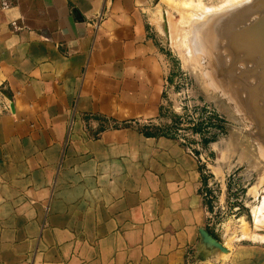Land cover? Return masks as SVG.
<instances>
[{"label":"crops","instance_id":"obj_1","mask_svg":"<svg viewBox=\"0 0 264 264\" xmlns=\"http://www.w3.org/2000/svg\"><path fill=\"white\" fill-rule=\"evenodd\" d=\"M141 5L0 0V264H254L218 260L197 160L92 119L95 80L157 71Z\"/></svg>","mask_w":264,"mask_h":264},{"label":"rangeland","instance_id":"obj_2","mask_svg":"<svg viewBox=\"0 0 264 264\" xmlns=\"http://www.w3.org/2000/svg\"><path fill=\"white\" fill-rule=\"evenodd\" d=\"M140 8L157 71L133 78L125 66L111 71L119 78L95 80L94 94L118 117L92 119L170 140L197 160L218 260L244 247L237 256L264 264V0H142Z\"/></svg>","mask_w":264,"mask_h":264},{"label":"water","instance_id":"obj_3","mask_svg":"<svg viewBox=\"0 0 264 264\" xmlns=\"http://www.w3.org/2000/svg\"><path fill=\"white\" fill-rule=\"evenodd\" d=\"M207 237L209 238V240L211 241V243H212V246L215 248V249H217V245H216V243H215V241L207 234ZM219 251H221V250H219Z\"/></svg>","mask_w":264,"mask_h":264},{"label":"bare ground","instance_id":"obj_4","mask_svg":"<svg viewBox=\"0 0 264 264\" xmlns=\"http://www.w3.org/2000/svg\"><path fill=\"white\" fill-rule=\"evenodd\" d=\"M220 30V29H219ZM256 34V33H255ZM262 35V34H261ZM223 38V37H222Z\"/></svg>","mask_w":264,"mask_h":264}]
</instances>
